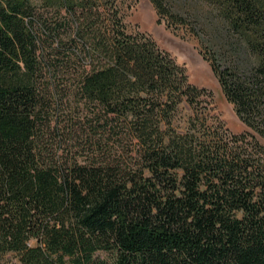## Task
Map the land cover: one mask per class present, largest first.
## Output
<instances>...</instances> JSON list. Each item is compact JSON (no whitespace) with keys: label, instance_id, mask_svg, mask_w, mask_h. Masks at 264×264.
Returning <instances> with one entry per match:
<instances>
[{"label":"trees","instance_id":"trees-1","mask_svg":"<svg viewBox=\"0 0 264 264\" xmlns=\"http://www.w3.org/2000/svg\"><path fill=\"white\" fill-rule=\"evenodd\" d=\"M202 1L239 134L114 0H0V264H264V0Z\"/></svg>","mask_w":264,"mask_h":264},{"label":"rangeland","instance_id":"rangeland-1","mask_svg":"<svg viewBox=\"0 0 264 264\" xmlns=\"http://www.w3.org/2000/svg\"><path fill=\"white\" fill-rule=\"evenodd\" d=\"M130 35H145L182 67L189 82L211 95L214 114L234 134L247 131L221 91L214 70L228 67L229 54L209 35L215 18L202 0H170L174 18L158 15L150 0H114ZM248 62L256 65L253 56ZM190 113L182 111L181 119ZM249 132H251L249 130Z\"/></svg>","mask_w":264,"mask_h":264}]
</instances>
